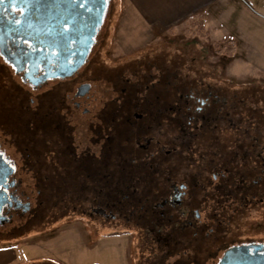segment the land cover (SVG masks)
<instances>
[{
  "label": "flooded vegetation",
  "instance_id": "1",
  "mask_svg": "<svg viewBox=\"0 0 264 264\" xmlns=\"http://www.w3.org/2000/svg\"><path fill=\"white\" fill-rule=\"evenodd\" d=\"M101 27L102 22L84 62L71 75L44 77L42 63L26 62L16 68L0 52V72L9 68L28 92L38 91L26 103L24 94L8 90L0 77V233L28 229L34 220L71 212L122 219L144 232V243L154 253L175 250L178 257L198 236L224 225L229 211L243 209L264 194L256 192L263 170L246 166L234 170L213 162L203 173L199 165L186 166L191 143H185L186 155H179L169 131L191 138L212 131L222 110L219 102L226 100L211 89L197 91L183 80H170L163 57L161 65H155L156 73L146 63L147 76L134 73L133 78L120 79L119 91L115 88L113 98L101 100L93 120H88L96 86L86 77L75 79L89 63ZM23 44L31 48L28 42ZM7 48L11 54L19 53L11 40ZM96 69L94 76L105 74L103 65ZM161 128L160 140L153 134ZM250 154L244 150L243 161ZM25 171L32 172V185L26 182ZM257 243L264 242L228 245L221 256L230 247ZM169 258L161 264L180 262Z\"/></svg>",
  "mask_w": 264,
  "mask_h": 264
},
{
  "label": "rangeland",
  "instance_id": "2",
  "mask_svg": "<svg viewBox=\"0 0 264 264\" xmlns=\"http://www.w3.org/2000/svg\"><path fill=\"white\" fill-rule=\"evenodd\" d=\"M262 1H236V8L240 11L236 22L247 34L248 46L245 40L228 37L226 32L206 31L203 15L190 16L170 26H158L137 17L127 0H107L102 27L89 63L80 69L75 79L85 80L86 77L96 86L92 94L97 99L90 102L93 112L88 115V120H93L94 113L103 104L101 100L108 101L114 96L115 88L116 93L119 91L120 79L133 78L134 73L137 76L146 73L147 76L150 69L146 70V63L152 64L151 73H156L155 65L160 66L163 57L170 80H183L186 87L197 91L211 89L226 100L219 102L222 110L212 131L192 138L177 134L176 130L169 131L168 138L176 144L179 155H186L188 146L185 143H191L188 147L190 157L184 161L186 166L196 169L199 165L203 171L215 162L228 164L234 170L245 166L261 169L262 180L257 184L256 192H264ZM223 40L232 41L231 55L220 48ZM100 65L106 69L105 74L94 76L92 73H96ZM0 77L8 90L23 93L26 103L38 93L28 92L29 87L13 77L7 67L1 70ZM114 81H117L116 85ZM28 105L33 106V102ZM155 131V138H164L162 128ZM253 148L260 150L256 151L260 156ZM244 150L251 153L246 161H243ZM25 172L26 182L32 185V172ZM256 198L243 209L229 211L224 225H218L207 236L204 233L198 236L187 246L186 254L178 257L175 250L171 253L155 250L154 253V249L144 243V232L124 224L122 219L104 220L71 212L56 214L54 219L48 215L45 220H34L28 229L0 233V248L11 249L14 260L10 264H161L169 256V262L179 258V264H215L222 248L228 245L264 242V194L259 196L261 199ZM9 227L1 229L7 231Z\"/></svg>",
  "mask_w": 264,
  "mask_h": 264
},
{
  "label": "water",
  "instance_id": "3",
  "mask_svg": "<svg viewBox=\"0 0 264 264\" xmlns=\"http://www.w3.org/2000/svg\"><path fill=\"white\" fill-rule=\"evenodd\" d=\"M106 4L107 0H0V52L16 68L42 63L44 77L71 75L84 62ZM10 40L19 53H10ZM217 264H264V243L230 247Z\"/></svg>",
  "mask_w": 264,
  "mask_h": 264
},
{
  "label": "crops",
  "instance_id": "4",
  "mask_svg": "<svg viewBox=\"0 0 264 264\" xmlns=\"http://www.w3.org/2000/svg\"><path fill=\"white\" fill-rule=\"evenodd\" d=\"M237 0H127L137 17L158 26H170L190 16L203 15L206 31L226 32V36L246 41L247 34L236 22ZM262 3H264L262 1ZM264 5V4H263ZM264 10V6H262ZM232 30V31H231ZM10 248H0V264H10Z\"/></svg>",
  "mask_w": 264,
  "mask_h": 264
},
{
  "label": "trees",
  "instance_id": "5",
  "mask_svg": "<svg viewBox=\"0 0 264 264\" xmlns=\"http://www.w3.org/2000/svg\"><path fill=\"white\" fill-rule=\"evenodd\" d=\"M220 48L225 51L227 54H232L233 53V43L232 41L229 40H223L222 45Z\"/></svg>",
  "mask_w": 264,
  "mask_h": 264
}]
</instances>
